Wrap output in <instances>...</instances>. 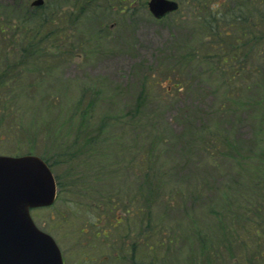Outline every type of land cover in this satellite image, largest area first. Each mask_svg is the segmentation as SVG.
I'll return each instance as SVG.
<instances>
[{"label": "rangeland", "instance_id": "rangeland-1", "mask_svg": "<svg viewBox=\"0 0 264 264\" xmlns=\"http://www.w3.org/2000/svg\"><path fill=\"white\" fill-rule=\"evenodd\" d=\"M15 1L0 0V18L7 14L40 22L39 10L29 7L32 0L23 1L26 8H16ZM45 1V11L64 4L70 22L79 14L81 19L68 25L69 38L47 42L38 61L28 64L30 71L11 81L22 86L14 97H0V154L43 155L59 183L56 203L32 210L36 224L67 251L71 264L80 262L83 239L137 235L158 242L155 253L168 256L171 264L264 261L259 258L264 229L259 239L254 231L264 225V125L259 118L264 111L256 103L264 96V69L257 48L253 45L245 55L248 80L232 78L231 67L242 59L233 54L218 64L202 25L208 5L193 16L191 0H182L179 12L158 20L148 0H136L129 13L120 10L117 0ZM62 27L53 22L47 28ZM227 39L234 43V37ZM5 41L21 50L17 39ZM218 65L226 70L218 72ZM244 99L255 109L239 105ZM8 101L12 110L6 113ZM118 117L122 124L112 123ZM219 133L223 143L215 147ZM65 138L71 146L60 145ZM88 140L95 142L91 160L84 146L78 147ZM149 151L161 176L148 174L143 156ZM68 158L79 165L76 182L69 177ZM239 190L246 198L235 196V201L243 202V209L236 208L232 195L228 198ZM151 194L160 198L151 201ZM227 200L234 215L227 211ZM249 206L259 211L241 216ZM112 208H129L133 218L113 228Z\"/></svg>", "mask_w": 264, "mask_h": 264}, {"label": "trees", "instance_id": "trees-1", "mask_svg": "<svg viewBox=\"0 0 264 264\" xmlns=\"http://www.w3.org/2000/svg\"><path fill=\"white\" fill-rule=\"evenodd\" d=\"M23 1L24 0H22V6H23ZM230 1L234 3L232 7L228 6V3ZM134 2H136V0H134ZM206 5H208L211 9L209 11V15L203 18L202 25L205 26L206 32L208 30L209 38L213 41L210 44L215 49L217 58H219V62L217 61L218 64L224 63V61L230 58V55L232 56L233 54H235L234 58L239 57L238 59L240 60L242 59V60L239 66L233 65L231 67V70L234 72L232 73V78L241 76L248 80L250 67L248 64L249 62L247 60L248 58L245 57V55L247 56L249 55L251 47L254 45L255 47L254 49L257 48L258 55H260V61L262 60V63L260 62L262 64V69H264V0H191V8H192L193 16H196L197 12L200 13L201 10ZM27 6L28 3H25V6L23 7L26 8ZM48 6L49 5L47 6L45 5L42 6L41 9L40 8L35 9V10H39L38 18L40 19V22L38 24H33L30 17L29 18L20 17L19 20L15 21V17L5 14L4 18H0V30L2 31V35L4 36L2 42L0 43V46L6 43L5 40H9V39H11L12 41L13 39L15 40L17 39L18 42H20L21 44L20 51H15V46L13 44L12 47L10 46L8 47L7 44H4V47L7 50L3 55L2 66L0 64V72L2 75V78H0V97L3 96V100L5 101L10 99L11 95L13 97L14 95H16V90L18 87L22 88V86H18V84H15L16 85L15 86L13 83H11V81L15 77H19L21 74H25L26 72L30 71L28 64H30V62H34L33 60L38 61L37 55L41 56V54H43L42 46L48 44L47 42L50 41L53 42L55 38H59L62 35L67 36V38H69L71 36L69 32V28L72 27H69L68 25L71 24V22L76 23L81 19L79 14L75 16V18L72 16L73 20L70 22L69 20L72 14L71 13L69 14L68 12H65L63 10L64 4H62V6L60 7L59 5L56 4L55 8L52 7L51 10L47 12L45 10ZM53 22H57L58 24L61 23L63 27L56 30L52 28L48 29L47 27L49 26V23H53ZM229 37L231 38L234 37V43L228 44L227 38ZM225 49H228V52ZM208 58L209 59L207 60L209 63L213 62L210 59L211 55H209ZM222 65L220 66V68L218 65V69H219L218 72L220 71L222 72L226 70V68L223 67ZM23 68L25 69L23 70ZM176 88L179 89L180 85H177ZM166 89L168 92H171L169 86ZM245 89L246 90L249 89L252 91L253 86L251 87L249 84H245ZM263 98L264 96L259 97L256 103L258 105H261L264 111ZM248 101L249 100H245V99L240 100L239 105H241L244 108H251L254 110L255 103H247ZM6 106L8 107H5V112L6 113H8L7 111L11 112L10 110H12V106L10 104V101L6 102ZM225 107H227L226 104ZM86 115H87L86 112H83L82 116L85 117ZM78 116H79V112H76L74 114V117L77 118ZM259 118L261 119V124L264 125V115L260 116ZM112 120H113L112 123L122 124L120 123L122 120L120 117L113 118ZM19 126L20 124L17 125L16 127ZM221 135L222 133H219V136L216 138V140L214 139V143L216 144L215 147L216 146L220 147V145H222L223 139ZM60 141H61L60 145H64V147L71 146L67 138H65V140L60 139ZM94 143L95 142L88 140L87 142L84 141L83 144L81 143H79V145L77 144L78 147L84 146L83 151H85L84 153L87 155V157H90V160L92 159V157H95L96 155V151L95 149H93L94 147L93 145H95ZM262 143H264V140L262 141ZM73 144L76 145V143ZM202 144L204 145V147L207 148L209 144L208 139H204ZM210 151L212 152V150ZM143 158L147 160L149 176L151 177L161 176L162 169L157 165V163L155 164L153 162L154 152L149 151L148 155L147 154L144 155ZM68 159L71 164L70 165L71 171L69 177L71 179L72 178L71 176L73 175V181L76 182L80 174V173L78 174L77 171L79 165L75 163V160H72V158H68ZM261 160H263L264 163V150H263V155L261 156ZM88 162H89L88 160L82 161V163H85L86 165L88 164ZM89 164H94V163L92 161L89 162ZM263 171L264 170L262 168V174L264 173ZM79 181L82 182V179ZM260 181L263 180L260 179ZM154 191L155 190L152 189L151 193H154ZM230 195L233 196L232 198L233 201L235 203H238V204H234L236 208L243 209L242 207L244 206L243 202L241 201L239 202V200L235 201V196L238 198L240 197L241 199V198H246V195L243 194V192H241L240 190L236 194H229L228 198H231ZM158 198H160L159 195H154V194L150 195L151 201L155 199L157 200ZM173 199L176 201L177 198L175 197ZM227 202L230 205L229 209L227 210L228 213L234 215L235 214L234 207H232L230 201L227 200ZM153 205L154 204H152L151 202V207ZM256 209L257 211H259V208ZM256 209H254V212H252L253 210L249 206L248 209L244 211L246 214H241V216L242 215L245 217H247V215L250 216V214L255 213ZM257 214L259 215V213ZM254 218L255 217L251 216L252 220H254Z\"/></svg>", "mask_w": 264, "mask_h": 264}, {"label": "water", "instance_id": "water-1", "mask_svg": "<svg viewBox=\"0 0 264 264\" xmlns=\"http://www.w3.org/2000/svg\"><path fill=\"white\" fill-rule=\"evenodd\" d=\"M149 7L161 18L179 4L150 0ZM56 194L55 176L40 156L0 155V264H63L55 239L35 224L30 212L51 205Z\"/></svg>", "mask_w": 264, "mask_h": 264}, {"label": "flooded vegetation", "instance_id": "flooded-vegetation-1", "mask_svg": "<svg viewBox=\"0 0 264 264\" xmlns=\"http://www.w3.org/2000/svg\"><path fill=\"white\" fill-rule=\"evenodd\" d=\"M122 6L120 9L122 12H130L132 10L134 0H117ZM22 6V0L15 1V7L20 8ZM32 9V8H31ZM4 18V17H1ZM15 17V21H16ZM1 39V36H0ZM145 209V210H143ZM139 209H134L135 215L138 214ZM143 213H146L147 208L140 209ZM111 211H115L113 228H117L129 219L133 218L131 210L128 208L125 210L126 215L121 214L124 210L120 208H112ZM147 224V223H146ZM261 229H264V225L258 226L257 235L258 239L261 238ZM83 231L86 232L83 228ZM111 232V231H110ZM107 232L105 235L109 236ZM99 236V234H97ZM109 238V239H83L79 241L78 251L80 259L79 264H171L167 259L168 256L164 254L155 253L156 241L150 242L149 238H145L143 235L139 237L129 238ZM261 240V239H260ZM161 242L159 245L164 244ZM264 246V241L259 245ZM64 258V264H71L64 249H61ZM264 257V250L260 251L259 258ZM71 260V259H70ZM176 264V263H175ZM256 264H264V261H258Z\"/></svg>", "mask_w": 264, "mask_h": 264}]
</instances>
